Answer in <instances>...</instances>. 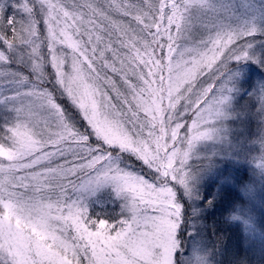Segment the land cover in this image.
Returning <instances> with one entry per match:
<instances>
[{"label": "snow or ice", "instance_id": "6c2138e0", "mask_svg": "<svg viewBox=\"0 0 264 264\" xmlns=\"http://www.w3.org/2000/svg\"><path fill=\"white\" fill-rule=\"evenodd\" d=\"M257 33L264 0H0V264H161L173 230L179 264L202 226L177 192L233 62L264 70ZM251 95L264 115V81ZM106 200L119 219L93 218Z\"/></svg>", "mask_w": 264, "mask_h": 264}, {"label": "rangeland", "instance_id": "374dc122", "mask_svg": "<svg viewBox=\"0 0 264 264\" xmlns=\"http://www.w3.org/2000/svg\"><path fill=\"white\" fill-rule=\"evenodd\" d=\"M11 13L9 8L7 14ZM250 39L251 52L264 55V35L257 33ZM232 67L238 73L236 91L226 109L229 115L223 121L221 138L196 146L198 158L190 164L199 172L192 194L177 192L185 213L194 209L202 226L196 242L186 237L182 241L179 264H264V167L259 160L264 152L260 145L264 115L257 111L259 104L251 95L264 81V70L251 60L233 62ZM102 198L107 199V193ZM208 201L211 204L205 207ZM91 214L119 219L120 206L106 200L103 207L93 204ZM175 245L174 230L171 235L166 232L161 264H172Z\"/></svg>", "mask_w": 264, "mask_h": 264}]
</instances>
